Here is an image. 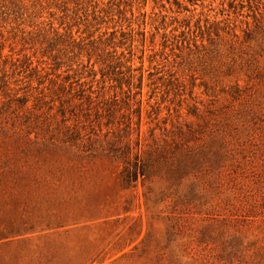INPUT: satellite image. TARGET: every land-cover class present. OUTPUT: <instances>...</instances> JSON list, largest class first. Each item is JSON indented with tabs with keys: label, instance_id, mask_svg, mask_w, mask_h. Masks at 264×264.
Here are the masks:
<instances>
[{
	"label": "rangeland",
	"instance_id": "1",
	"mask_svg": "<svg viewBox=\"0 0 264 264\" xmlns=\"http://www.w3.org/2000/svg\"><path fill=\"white\" fill-rule=\"evenodd\" d=\"M180 1L0 19V264H264V0Z\"/></svg>",
	"mask_w": 264,
	"mask_h": 264
},
{
	"label": "trees",
	"instance_id": "2",
	"mask_svg": "<svg viewBox=\"0 0 264 264\" xmlns=\"http://www.w3.org/2000/svg\"><path fill=\"white\" fill-rule=\"evenodd\" d=\"M14 0H0V19L2 20H9L10 17L14 16L16 11L15 9L18 7L13 2ZM162 1V0H161ZM168 1V0H167ZM174 4L177 6H181L180 0H173ZM124 173H126V183L128 185L132 184L133 182L137 181V177H139V174H141L138 169L136 170V166L133 167V171H127L124 170ZM143 175V174H142Z\"/></svg>",
	"mask_w": 264,
	"mask_h": 264
}]
</instances>
